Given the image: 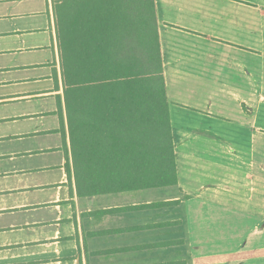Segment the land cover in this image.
Returning <instances> with one entry per match:
<instances>
[{"label":"crops","instance_id":"crops-1","mask_svg":"<svg viewBox=\"0 0 264 264\" xmlns=\"http://www.w3.org/2000/svg\"><path fill=\"white\" fill-rule=\"evenodd\" d=\"M155 9L177 184L80 193L53 12L55 89L18 98H58L46 134L63 146L24 151L26 173L0 195V264H264V0ZM57 149L61 166L45 157Z\"/></svg>","mask_w":264,"mask_h":264},{"label":"trees","instance_id":"trees-1","mask_svg":"<svg viewBox=\"0 0 264 264\" xmlns=\"http://www.w3.org/2000/svg\"><path fill=\"white\" fill-rule=\"evenodd\" d=\"M81 194L177 184L155 0L53 4Z\"/></svg>","mask_w":264,"mask_h":264},{"label":"rangeland","instance_id":"rangeland-1","mask_svg":"<svg viewBox=\"0 0 264 264\" xmlns=\"http://www.w3.org/2000/svg\"><path fill=\"white\" fill-rule=\"evenodd\" d=\"M53 28L50 0H0V195L16 190L26 173L23 170L29 154L24 151L63 146L61 134H46L60 129L59 117L53 114L58 98H18L55 89ZM34 132L40 135L29 138L27 133ZM39 157L27 159V167L38 164ZM45 157L61 166L63 151L57 149Z\"/></svg>","mask_w":264,"mask_h":264}]
</instances>
